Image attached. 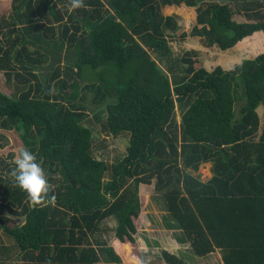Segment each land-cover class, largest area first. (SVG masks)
I'll return each instance as SVG.
<instances>
[{
	"label": "trees",
	"instance_id": "obj_1",
	"mask_svg": "<svg viewBox=\"0 0 264 264\" xmlns=\"http://www.w3.org/2000/svg\"><path fill=\"white\" fill-rule=\"evenodd\" d=\"M169 6L196 10L194 32L215 51L264 35V0L0 3V74L21 85L0 87V139L17 134L51 173L55 197L33 202L0 171V264H192L218 254L219 264H264V48L235 50L242 55L229 67L173 58L165 32L180 27ZM84 85L107 132L129 134L111 165L93 155V122L79 118ZM204 163H212L207 181L192 173ZM154 188L189 253L162 249L131 262L141 256L138 222Z\"/></svg>",
	"mask_w": 264,
	"mask_h": 264
},
{
	"label": "rangeland",
	"instance_id": "obj_2",
	"mask_svg": "<svg viewBox=\"0 0 264 264\" xmlns=\"http://www.w3.org/2000/svg\"><path fill=\"white\" fill-rule=\"evenodd\" d=\"M5 1L8 0H0V3ZM59 7L66 8L62 5H59ZM164 13L166 15H174L177 25L180 27L178 30L167 29L165 35L168 41H170V55L173 58L180 59L181 61L183 56H189L193 59L200 60V62L202 61L206 66L221 64L225 67H229L234 62H236V58H239L242 55L240 53L237 56L234 53L235 50L245 51L252 46V50L249 49V55H255L251 53L258 54V50H262L264 48V35L263 33H258L253 38L246 39L237 47L226 52L220 50L215 51L213 48H208L206 46L204 43V37L202 35H198L196 32H194L196 31L194 28L197 26L196 10L188 9L184 6H169L164 8ZM66 56L67 47L65 46L63 47L62 54L60 56V65L62 68H64L67 63L70 64V61L66 59ZM157 61L163 69L167 70L165 67L166 64L164 62H160L159 59H157ZM43 66L44 67L41 70L36 71L39 79H44L46 74L49 75V65L46 64ZM85 85L82 86L80 94L81 96L78 99L79 103L77 102V106L81 108L79 111L82 112L79 118L88 119L90 122H93V125L97 130L94 134L93 140V155L97 159L105 158L107 163L111 165L116 163L118 160H121L125 156V148L129 143V134L123 133L116 137L110 135L107 132L104 118L102 119L99 117L100 109L92 101L94 92L92 90L86 89ZM0 87H3L10 92H19L21 85H19L17 82H10L5 76L0 74ZM193 96L196 95L194 94ZM242 105L243 102H239L236 106V113L238 114V117L239 109ZM182 107H184V105H182ZM182 107L179 103L177 104L175 119L178 125L181 120L180 114ZM259 112L261 117L264 118V105L260 107ZM3 135L5 139H0V171H2L5 176H9L11 174L8 172V170L13 169L14 158L23 146L21 145V141L14 131L7 132ZM10 154H13L12 158L10 157ZM5 164H7V166ZM44 171L46 176L51 174L47 169H44ZM192 173L194 175H199L201 180L207 181L212 176V163H204L200 166L198 171H192ZM55 176L59 175L56 174ZM106 181H108V178ZM10 184H13V182L11 181ZM171 219L172 218L167 210L163 193L159 192L155 188L152 191H148L144 198L143 215L138 222L139 232L137 236L136 247L139 249L141 256L139 255V259H129L128 261L135 263L148 262L160 254L162 249L171 250L180 256H187L188 254L186 252L189 253V246L179 240L180 238H183L182 233L176 231L175 229H169L167 226L168 220ZM11 225L12 223H10V226ZM112 236L113 233H110V235H106L104 237L108 242H110ZM127 251L131 258H135L136 251L133 248H128ZM120 254L123 258H125V260H127L122 251ZM192 264H216V258L213 257L209 261L195 262Z\"/></svg>",
	"mask_w": 264,
	"mask_h": 264
},
{
	"label": "clouds",
	"instance_id": "obj_3",
	"mask_svg": "<svg viewBox=\"0 0 264 264\" xmlns=\"http://www.w3.org/2000/svg\"><path fill=\"white\" fill-rule=\"evenodd\" d=\"M79 3L80 0H73L74 6H78ZM11 175L16 185L25 191L33 202H51L55 199L54 196L50 195L52 186L42 164L28 147L20 149L14 158V167Z\"/></svg>",
	"mask_w": 264,
	"mask_h": 264
},
{
	"label": "crops",
	"instance_id": "obj_4",
	"mask_svg": "<svg viewBox=\"0 0 264 264\" xmlns=\"http://www.w3.org/2000/svg\"><path fill=\"white\" fill-rule=\"evenodd\" d=\"M216 257V263L217 264H219L220 262H222V259H221V256H220V254H218L217 256H215ZM218 257V258H217ZM196 263H197V261H196Z\"/></svg>",
	"mask_w": 264,
	"mask_h": 264
}]
</instances>
